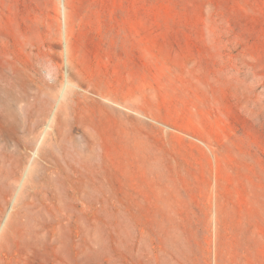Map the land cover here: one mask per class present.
I'll return each instance as SVG.
<instances>
[{
	"label": "rangeland",
	"instance_id": "rangeland-1",
	"mask_svg": "<svg viewBox=\"0 0 264 264\" xmlns=\"http://www.w3.org/2000/svg\"><path fill=\"white\" fill-rule=\"evenodd\" d=\"M0 264H264V0H0Z\"/></svg>",
	"mask_w": 264,
	"mask_h": 264
}]
</instances>
